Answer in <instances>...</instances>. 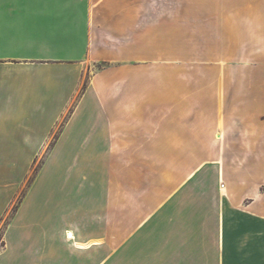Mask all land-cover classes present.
I'll list each match as a JSON object with an SVG mask.
<instances>
[{
  "label": "crops",
  "instance_id": "1",
  "mask_svg": "<svg viewBox=\"0 0 264 264\" xmlns=\"http://www.w3.org/2000/svg\"><path fill=\"white\" fill-rule=\"evenodd\" d=\"M198 16H220L221 26L197 29L208 21ZM261 16L264 0H0L1 114L25 127L26 142L46 143L72 109L6 227L0 264H264V178L252 184L257 168L246 160L255 155L234 149L250 135L239 122L198 118L196 104L182 106L179 87L165 86V73L147 65L134 67L147 84L132 87L131 70L109 71L106 82L94 76L74 103L84 84L82 48L94 62L131 65L148 60L136 48L198 40L261 46ZM21 31L28 32L23 55L6 47ZM120 48H130L124 59ZM198 145L212 151L213 167L198 166ZM54 160L66 164L61 199L53 184L40 192ZM211 171L212 185L205 181ZM21 176L19 168L0 169V222ZM246 186L252 192L239 195Z\"/></svg>",
  "mask_w": 264,
  "mask_h": 264
},
{
  "label": "rangeland",
  "instance_id": "2",
  "mask_svg": "<svg viewBox=\"0 0 264 264\" xmlns=\"http://www.w3.org/2000/svg\"><path fill=\"white\" fill-rule=\"evenodd\" d=\"M200 17H204L208 21H198L196 23L197 29H207L208 33L214 28L219 29L221 26L217 21L220 16H198L197 18ZM261 17L264 18V16ZM187 25L184 24L183 26L186 27ZM19 33L21 34L19 41L15 42L14 40V43H8L6 47L17 50L21 55L27 54L29 46L24 34L28 32L21 31ZM200 38L202 36H197V39ZM200 42L205 41L198 40L197 45L191 46L136 48L138 50L136 52H142L145 55L143 58L141 56H138V58L148 60L141 63L139 60L134 59L131 65L129 62H122V60H120L121 62H114L106 59L94 62L87 52L88 48H82L84 58H82L80 64L84 67V84L74 103L76 104L82 95V90L94 76L103 74L102 82H106L107 79L104 78H107L109 71L115 73L119 70H131L129 79L132 87H141L142 83L147 84L149 79H142V75L136 72L141 69L134 68L135 66L147 65L151 72L165 73L163 80L165 86L179 87L182 106L188 105L190 102L196 104L198 118L205 117L208 121H217L222 116L224 118L227 115V117L229 116V123L236 124L239 122L238 125L245 129L246 134L250 135L246 136L245 142H234L233 146L235 150L246 154L250 150L251 154L255 155V158L246 160L248 162L246 164L249 165L248 167L256 165L257 169L248 178L255 176L251 183L257 184L259 180L264 178V44L261 46H215L212 44L200 45ZM122 49L124 48H120V50ZM129 49L125 48L123 50L122 58ZM132 51L135 52V50ZM108 58H113V56ZM146 70L148 69L145 68L142 71ZM174 71L176 73L175 78ZM153 82H158V79L149 81L150 84ZM172 102V95L166 94L165 103ZM71 112L72 109L66 113L55 127L52 137L46 143L26 142L23 137L25 127L19 129V122L11 113L3 112L1 114L0 112V169L4 168L12 172L14 168H19L22 171L20 192L12 201L0 222V247H2L4 232L8 223L46 165L57 144L56 140L60 131L70 117ZM187 113V109H182V115ZM40 117L42 118L41 114L38 115L37 123ZM24 119L25 121L28 120L26 128L31 126L30 121L34 122L29 115ZM216 135L215 139L219 142V150L223 151L225 147L224 136L219 133L221 138L217 139ZM197 148L198 155L201 156L197 160L198 166L203 162L204 165L213 167L211 161H214L215 158L211 157L212 151L206 149V152L202 153L203 150L199 149V145ZM219 156L223 164L221 152ZM50 166L51 163L48 166L49 170L44 173L42 180L39 182L40 190H42L40 192L42 193L47 185L53 184L56 186L55 198L61 199L64 195L63 179L65 175H63V168L66 167V164L54 160L52 167ZM214 174L212 172L208 175L205 180L207 184L212 185ZM222 182L223 180H221V184ZM261 190L264 191V183ZM251 192L252 189L247 186L240 187L238 191L241 196L248 195ZM134 229H137V227Z\"/></svg>",
  "mask_w": 264,
  "mask_h": 264
}]
</instances>
